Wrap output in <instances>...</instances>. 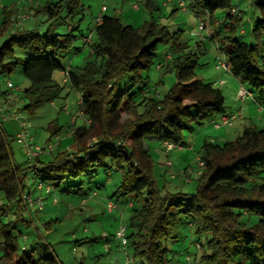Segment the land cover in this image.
<instances>
[{
	"label": "trees",
	"instance_id": "16d2710c",
	"mask_svg": "<svg viewBox=\"0 0 264 264\" xmlns=\"http://www.w3.org/2000/svg\"><path fill=\"white\" fill-rule=\"evenodd\" d=\"M41 1L33 0L36 7L29 9L33 12L31 20L43 15L50 22L45 33L15 27L12 3L0 6V82L15 86L10 76L21 67L30 84L18 96L25 100L22 111L29 117L54 103L69 87L80 95L79 110L85 124L72 125L69 139L76 151L68 152V145L62 148L65 140H60L55 151L21 164L14 157L12 137L4 132L0 119V264H59L51 245L45 238L40 240L41 226L34 219L36 214L22 204L23 195L44 201L45 193L57 205L59 197L72 201L73 196L91 197L100 190L107 192L109 200H123L128 211L127 253L132 264H171L167 242H178L188 232L196 235L194 244L199 251L191 254L186 264H264V127L249 123L237 139L221 145L206 140L198 153L205 167L201 177L191 181L196 183L194 192L186 193L179 187L169 192L167 185L161 187L156 181L152 142L186 147V131L193 132L195 124L226 113L223 92L196 74L200 60L208 53L206 42L191 45L183 39L182 31L170 32L153 17L159 7L151 0L145 3L151 18L142 26L100 15L87 35L81 31L86 16L82 0ZM184 1L188 13L208 16L214 33L206 40L218 42L231 75L249 89L253 103L264 105V0H250L259 15L248 21L243 19L239 0ZM173 5L174 13L181 9ZM221 12H226L224 19H220ZM58 23H67L66 34L54 33ZM243 24L249 25L247 35ZM248 35L254 42L239 39ZM80 39L82 44L77 47ZM160 46L168 52L162 62H156ZM84 49L88 53L74 63V57ZM71 51L76 52L74 57L69 56ZM19 52L29 57L15 61ZM151 70L160 72L153 84ZM66 72L67 81L59 83L56 73L64 76ZM171 74L175 82L162 96L156 85L165 84L164 78ZM13 92L8 88L0 91V100L13 99ZM1 109L0 115L5 112ZM62 129L51 124L50 140ZM93 138L95 142L90 141ZM80 177L83 179L78 184L73 182ZM30 178L35 180L34 187L29 186ZM40 184L50 186L51 191H40ZM36 209L42 214L45 202L42 209ZM17 221L28 234L16 229ZM43 221L52 229L59 219ZM96 224L84 230L91 232L89 242H76L91 243L89 253L100 240L106 255L93 252L94 264H107L103 259L111 254L105 245L115 242L117 229L103 232L107 234L104 238L102 233L96 235ZM115 246L119 248V244Z\"/></svg>",
	"mask_w": 264,
	"mask_h": 264
},
{
	"label": "rangeland",
	"instance_id": "374dc122",
	"mask_svg": "<svg viewBox=\"0 0 264 264\" xmlns=\"http://www.w3.org/2000/svg\"><path fill=\"white\" fill-rule=\"evenodd\" d=\"M5 1L6 0H0V6L8 5L10 3L9 1ZM32 1L33 0H13L11 8L14 10V14L12 16L11 22L15 27H20L23 30L36 29L38 33H45L48 30L50 22L45 19L46 17L43 15L31 20V15L33 12L31 9H29V7H36L35 3ZM147 1L149 0H82V3L86 7V16L84 22L82 23L81 31L87 35L89 31L94 28L96 19L100 15L116 16L120 18L122 23L125 25L140 27L151 18L150 12L145 8V3ZM151 1H153L154 5L159 7V10L153 13V17L163 24V26H167L170 32L182 31L183 39L189 40L191 45H195L196 42L200 41L199 39L192 36V31L198 22L197 15L195 13H186L181 9L175 11L174 13L172 7L173 4H168L169 0ZM237 2L240 4L242 14L246 19H254L255 17H258L259 14L257 8L251 4L250 0H239ZM225 15L226 12H221L220 19H224ZM24 16L28 18L23 20ZM243 25L247 30H250L249 25ZM213 29L214 27L210 26V38H212L214 33ZM67 30V23H58L55 25L53 31L55 34H66ZM75 33L77 35L79 34L77 31H75ZM4 39H6V37H4ZM94 39L95 36L93 35V40ZM239 39L247 44L254 42V39L250 35L241 36ZM203 41L206 42L208 53L200 60L199 67L196 71L197 77L204 83H214V86L223 92V95L226 98L227 106L225 115L236 114V108H238L239 105L237 93L240 89V83L236 80V78L233 77V75L217 67L218 53L216 51L215 45L208 42V40L204 39ZM212 41L214 42L215 39ZM81 44L82 39L77 40L76 46L79 47ZM167 52L168 50L166 47L160 46L155 61L162 62L165 59ZM75 54V51H71L69 56L74 57ZM28 57L29 54L25 52H19L15 56L14 60H24ZM159 76V71L151 70L149 72V77L152 80V84L159 80ZM55 78L59 83H64V76L62 74L56 73ZM10 79L19 91L17 90V92H13V99L3 101V103L0 104L3 111H5L4 113H1L0 119L3 122L2 127L4 132L8 136L12 137L11 148L17 162L24 164L28 159H30L27 149L23 145H19L16 141V135L19 132L18 130L20 129V122L22 121H26L29 124V136L32 140V143L36 146L44 149L46 145L48 146L49 144H52L54 146L53 150L55 151L58 147L57 142L60 140H65L62 143L64 144L62 148L68 145L65 148L68 152L72 153V151H76V146L71 143L69 137L70 133L72 132L71 128L73 125V119L77 117L79 112V102L81 99L79 93L70 89L69 87H66L59 99L54 101L52 104L45 105L36 113V115L29 117L26 111H22L25 100H21V98L18 96L21 94L22 90L28 88L30 84L24 78L21 67L17 68L13 74H11ZM126 81H128L127 78L124 80V83ZM235 81L238 85L237 91L235 88ZM174 82L175 77L173 74H171L164 78L165 84L162 86L157 84L156 87L158 90H160L161 95L163 96L174 84ZM2 90H7L6 82H0V91ZM234 95L236 96V99ZM247 102L252 103L253 99L250 97L247 99ZM252 104L255 105L250 116L252 125L262 129L264 127V114L258 111L256 103ZM210 120L211 118L205 121L202 125L195 124L193 126V132H185L184 142L186 144V148H184L183 151L184 156L181 159L182 168L180 169L173 165V162L176 163L178 160L176 155L164 154L165 152L160 143L155 141L151 143V156L153 159L154 173L156 176V181L161 187L164 184L167 185V190L169 192H176L179 188L186 193L194 192L196 183L186 182L185 179L191 176H189L187 173L184 174V171L181 173V171L183 168L189 169L195 168L197 166L195 163L196 157L201 150L204 140H210L211 138H214L216 140V144L219 145L227 141H234L239 135H241L244 127L249 125V123L246 121H237L234 127L229 128L223 126L220 129H216L214 125L210 123ZM53 123H56V125L58 124L63 129L61 134L58 136H53L50 140L51 132L48 130V127ZM83 124H85V119L78 118L76 125L81 126ZM90 141L95 142L96 138H93ZM90 141L88 140L87 143L89 144ZM167 162H171L172 166L169 167ZM82 179L83 178L80 177L73 182L78 184L80 181H82ZM33 185H35V180L30 178L29 186L34 187ZM87 187L88 185L85 184L84 188L86 190ZM104 191L105 190H100L97 192V194H93L91 197L73 196L72 201H69L67 197L62 196V198L59 197L60 202L57 205H53L51 198L49 196L46 197L45 193H43L45 198L44 212L41 214L36 212L37 209L30 208L32 214H36L34 219L37 221V224L41 226L40 231L38 232L40 240H44L43 238H45L46 242L51 245L57 255L59 264H80L81 262L83 264H94L95 254H93V252H96V254L100 252L102 255L103 253H106L101 247L100 240L98 242L99 246L95 247L93 251H89V253L88 250L91 243L77 244L76 242L79 239L83 240L84 243L90 241L89 236L91 232H84V230L85 228H90L93 222H96V220H98L97 222L99 225L95 228V233L97 236H100V234H103V232H112L114 228L112 225L115 223H117V229L122 223H127L128 211L126 210V207L121 205L122 200L117 199L116 197H112L109 200L107 192ZM143 196L144 198L146 197V192H144ZM144 198L140 199V201L137 203L139 206H141ZM109 203L113 204V211L111 212L108 211L107 207V204ZM22 204L25 205L23 200ZM8 214L10 215L11 211L8 212ZM26 214L28 216V211H26ZM40 218H43V220L59 219V221L57 223L55 222L51 226L52 229H47L46 223ZM15 226L18 231L22 232L23 230L24 233H29V230L23 229L24 226L22 225L21 221H17ZM182 229L184 231V227ZM195 236L196 235L193 234V232H188L186 233V236H184L178 242H167V247L170 250L168 257L172 259L171 264H186V259L191 254L198 253L199 249H197L194 244V241L196 240ZM115 243L119 244L116 240L115 242L111 243L108 251L111 255H109L108 258H104L103 263L122 264V260H124V253L115 246ZM111 248H113L112 251L110 250ZM2 253V246H0V255Z\"/></svg>",
	"mask_w": 264,
	"mask_h": 264
},
{
	"label": "built area",
	"instance_id": "2783aa9c",
	"mask_svg": "<svg viewBox=\"0 0 264 264\" xmlns=\"http://www.w3.org/2000/svg\"><path fill=\"white\" fill-rule=\"evenodd\" d=\"M177 4L181 10H183L184 12L188 13V8L187 5L185 3L184 0H169L168 4ZM28 17H23V20H26ZM198 18V22L197 25L195 26V28L192 31V36H194L195 38L199 39V40H206V38L210 37L209 35V18L208 16L206 17H201L199 15H197ZM101 22V19L99 18L97 20V23L99 24ZM213 44L216 47V51L218 53V68L225 70L227 73H230V69L227 63V59L225 56V53L220 49L218 42L214 41ZM168 59H170V54L167 56ZM160 67V66H159ZM158 67V68H159ZM67 72L64 74V82L67 81ZM7 88L8 89H12V91L14 90V92H16L18 89L16 86H13L11 84V82L7 83ZM252 98L253 99V95L251 94V92H249V89H247L245 86L240 85V89L237 93V100L241 103H244L247 101L248 98ZM3 103L0 100V104ZM81 103V101L79 102V104ZM1 108V105H0ZM3 109H1L2 111ZM259 111L261 113L264 114V105H260L259 104ZM78 118H84V114L81 110H79L77 117H75L73 119V123L77 121ZM243 115L242 112H239L237 114H229V115H222L221 118L217 121H213L212 125H214V127L216 129H220L223 126L224 127H234L235 123L242 119ZM20 120V119H19ZM18 134L16 135V141L19 145H23L26 149H27V153L28 155H30V158L34 159V158H38L39 156H41L43 153H48L51 152L54 148V146L52 144H49L48 146H46L44 149L36 146L35 144L32 143V140L29 136V124L26 121H22L20 122V129L18 130ZM175 150H179V151H183L184 147L182 146H177L175 144L169 143V142H165L164 143V151L165 154H169L170 152H173ZM196 167L195 168H189L187 169L186 172H184V174H188L191 177H187L185 180L186 182H191L192 179L197 180L198 178L201 177L203 169L205 167V163L204 161L200 158V156L196 157ZM167 165H169V167L172 166L171 162H167ZM181 173H183V171H181ZM38 189L40 191H44L46 190L47 192L51 191V187L50 186H46L45 184H40L38 185ZM53 198V203H57V199L55 197ZM23 201L25 202V204H27V206L29 208L32 209H42L44 207V201L42 199V197L32 200L30 196L28 195H23L22 197ZM108 211H113V204L109 203L108 204ZM103 237L106 238L107 234H103ZM114 239L116 241H118L119 243V249L121 252L124 253V260L122 262V264H132V260L130 258V256L127 253V247H128V239H127V225L126 223H122L120 225V227L116 230L115 235H114ZM110 244H106L105 248L109 249Z\"/></svg>",
	"mask_w": 264,
	"mask_h": 264
},
{
	"label": "crops",
	"instance_id": "0c3cea01",
	"mask_svg": "<svg viewBox=\"0 0 264 264\" xmlns=\"http://www.w3.org/2000/svg\"><path fill=\"white\" fill-rule=\"evenodd\" d=\"M6 1H9L10 3H12L13 2V0H6ZM5 1V2H6ZM9 3V4H10ZM8 4V5H9ZM172 7H173V11L176 9L175 7H174V5H172ZM243 16V19L244 20H246V21H248L249 19L247 18H245L244 17V15H242ZM248 23V22H247ZM249 24H250V22H249ZM246 32L244 33V35H247V33H248V31H247V29L245 30ZM88 52H87V50L86 49H84L83 50V52L81 53V54H79V55H77V56H75L74 57V63H77L79 60H80V57H82V55H84V54H87ZM234 77V76H233ZM235 78V77H234ZM237 80V79H236ZM238 81V80H237ZM239 82V81H238ZM240 83V82H239ZM237 87H238V85L236 84V81H235V88H236V91H237ZM235 95H236V93H235ZM234 95V97H235V99H236V96ZM235 102H236V100H235ZM237 103V102H236ZM253 103V102H252ZM252 103H249V102H244V103H240V102H238V108H236V112L237 113H239V112H243L242 113V115H243V118L242 119H240V120H238L239 122H243V121H246V122H248V123H252L251 121V111H252V109H253V107L255 106L254 104H252ZM247 107V108H246ZM256 107H257V109H258V111H259V104H256ZM260 112V111H259ZM236 113V114H237ZM261 113V112H260ZM221 114H216V116L215 115H213L212 117H211V120H210V123L212 124V122L213 121H217V120H219L220 118H221ZM245 122V123H246ZM207 139H205L204 140V142L206 141ZM208 141H213L214 143H216V140L214 139V138H211L210 140H208ZM204 144V143H203ZM161 147L163 148V150H164V144L163 145H161ZM184 148H186V147H184ZM184 151V150H183ZM183 151H179V150H175V151H173V152H170L169 154L171 155V154H173V155H176L177 157H178V160H177V162L176 163H174L173 162V165H175V167L176 168H178V169H180V168H182L181 166V159L183 158ZM165 152V151H164ZM165 154V153H164ZM168 154V155H169ZM167 155V156H168ZM184 169V168H183ZM186 169V168H185ZM123 201V200H122ZM121 205H123L124 206V204H123V202L121 203ZM98 221V220H97ZM103 222V221H102ZM95 223H97L98 224V222H93V224H95ZM103 224V223H102ZM97 226H99V225H97ZM112 226H114V228H113V232H114V230H116L117 229V223H115L114 225H112Z\"/></svg>",
	"mask_w": 264,
	"mask_h": 264
}]
</instances>
